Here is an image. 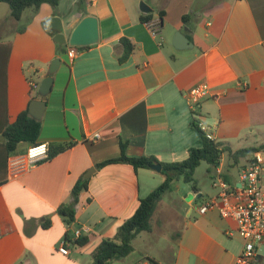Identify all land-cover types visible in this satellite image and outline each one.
Here are the masks:
<instances>
[{"label": "crops", "instance_id": "obj_1", "mask_svg": "<svg viewBox=\"0 0 264 264\" xmlns=\"http://www.w3.org/2000/svg\"><path fill=\"white\" fill-rule=\"evenodd\" d=\"M72 3L67 12L48 4L36 13L27 9L19 21L0 3V137L37 93L35 99L46 102L37 144H47L48 154L64 148L37 165L12 167L11 158H23L30 145L20 143L10 154L0 140V264L92 262L101 242L113 239L152 191L147 175L127 163L96 169L120 156V140L128 157L167 163L199 144L193 121L232 152L264 135V0H85L84 12L78 0ZM141 3L150 12H142ZM146 15L150 21L141 23ZM185 15L190 19L184 25ZM55 16L66 39L80 19L95 17L99 42L75 55L63 45L57 54L54 33L43 27ZM176 32L192 47L176 49ZM121 38L134 46L123 63ZM54 58L60 64L45 100L38 88ZM198 84H206L208 94L192 108L186 94ZM94 134L99 139L91 141ZM91 169L68 223L57 210L71 206L73 187ZM193 198L170 221L168 212L155 211L151 231L135 236L133 252L110 264H149L148 258L159 264H235L242 240L234 224L215 211L198 215ZM164 225L169 233L159 239ZM77 230L87 238L82 246L73 244ZM66 240L64 255L59 248ZM262 253L255 264H264Z\"/></svg>", "mask_w": 264, "mask_h": 264}, {"label": "trees", "instance_id": "obj_2", "mask_svg": "<svg viewBox=\"0 0 264 264\" xmlns=\"http://www.w3.org/2000/svg\"><path fill=\"white\" fill-rule=\"evenodd\" d=\"M60 1L61 0H0V3L7 4L10 10V16L14 20L19 21L23 12L27 9H31L33 13H36L42 4H48L52 8H56ZM77 9L84 12L85 0H78ZM159 18L160 22L158 26H161L163 12L159 13ZM150 19L151 15L141 16L139 18L141 23H146L150 21ZM189 19V15L183 16L182 23L184 25L187 24ZM23 31L24 28L19 30V32ZM48 33L53 35L50 31H48ZM119 44L124 48V53L119 58V62L123 63L131 55L134 46L127 38H121ZM64 48L63 45L56 44L57 54L63 53ZM36 95L33 96L31 100L35 99ZM44 99L46 100V97H44ZM28 106L16 117L14 122L6 126L2 133L7 151L10 154H14L20 143H26L28 145L37 144L41 121H37L29 115ZM191 126L198 134L200 145L197 148H190L187 152L186 158L182 161L162 163L158 162V160L152 156L128 157L125 154L126 142L120 140V156L96 164V169H100L111 164L127 163L132 166L134 171H137L141 169H150L153 164L158 163L162 166L160 174L164 176V179L158 187L145 197L139 199V205L136 211L133 212L134 214L118 228L114 238L105 239L101 242L93 254L92 262L90 264H110L111 262L129 256L133 252L132 241L135 239V236L141 232L151 231L152 217L163 195L170 190L172 182L179 179H182L185 183L193 182L194 172L197 166L202 162L215 167L219 164L221 155L227 153L233 159L234 164H239V161L242 159L246 161V163H249L253 160V158L249 159V156L254 157L255 153L264 151V143H262L258 146H252L232 152L224 144L208 139L199 129V126H197L195 121L191 123ZM63 149L64 148L59 147L56 152L49 153L47 159L51 158L55 153L61 152ZM223 176L226 181L229 180L227 174L224 173ZM87 185L88 180H80L72 189L73 201L71 206H63L57 210L68 223L74 220V211L72 208L75 203H77L79 194L87 190ZM66 242L67 240L65 243ZM86 242V237H79L75 238L73 244L76 246H82ZM147 261L149 264H159L151 258H148Z\"/></svg>", "mask_w": 264, "mask_h": 264}, {"label": "built area", "instance_id": "obj_3", "mask_svg": "<svg viewBox=\"0 0 264 264\" xmlns=\"http://www.w3.org/2000/svg\"><path fill=\"white\" fill-rule=\"evenodd\" d=\"M152 38L158 37L156 27L149 26ZM160 44V42H159ZM72 55L77 53V48L70 47ZM208 94L206 84H198L187 92V102L192 108L200 103V100ZM205 136L213 140L206 133L207 128L202 123H196ZM99 139L98 134L91 137V141ZM46 146L45 152L35 151ZM49 148L47 144L30 145L23 158L12 157L9 161L11 166L28 165L33 166L44 161L48 157ZM229 180L224 179V172L216 169V175L212 187L217 193L206 199L200 206L195 207L198 215H205L215 211L222 219L234 224L233 233L242 240V249L235 264H255L258 259V247L264 243V151L254 154L253 160L235 175L225 173ZM228 235H232L228 232ZM76 238L80 237V231L74 233ZM59 252L67 255L66 243L59 248Z\"/></svg>", "mask_w": 264, "mask_h": 264}, {"label": "rangeland", "instance_id": "obj_4", "mask_svg": "<svg viewBox=\"0 0 264 264\" xmlns=\"http://www.w3.org/2000/svg\"><path fill=\"white\" fill-rule=\"evenodd\" d=\"M72 4H73L72 0H61L58 4L59 10L62 12H67L70 8L73 7ZM262 143H264V135L258 137L257 141H255L254 143H250V145L258 146ZM199 145L200 144L196 145L194 148L199 147ZM186 156L181 160H184ZM252 158L253 156H249V159ZM246 164H247L246 161H244L243 159L239 161V164H234L233 159L227 153L221 155L220 162L215 167H212L206 164L205 162H202L199 166H197L194 172L193 182L185 183L182 179L175 180L172 182L170 190L163 195L160 203L157 206V210H156L157 214L164 212L167 216V212H168L169 221L172 217V213L175 214L179 213L183 215L182 213H184L185 209L187 208V202L191 200L192 196H194V198L191 201V204L194 207L200 206L206 199L210 198L211 196L217 193V191L212 187V182L216 175L217 168L222 170V172L224 173L235 175L238 171L244 168ZM140 173H142L143 175H147L146 176V184H148L147 188L151 187L152 190L158 187L163 182L164 179V176L162 174L152 169H141ZM196 190L204 193V196L202 198L196 199L194 193V191ZM172 221L175 222L174 219H172ZM176 224L178 223H174V225ZM154 225H156L155 220H154ZM176 228L177 230L180 229L178 227ZM161 231L162 233L159 239L169 233V229L166 225L163 226ZM158 241L160 240H157L156 242Z\"/></svg>", "mask_w": 264, "mask_h": 264}, {"label": "water", "instance_id": "obj_5", "mask_svg": "<svg viewBox=\"0 0 264 264\" xmlns=\"http://www.w3.org/2000/svg\"><path fill=\"white\" fill-rule=\"evenodd\" d=\"M140 10L144 13L150 12V8H148L144 3L140 4ZM43 27L45 30L54 33L53 41L58 45H67L68 47H89L95 45L99 42V30H98V21L93 16H85L80 19L79 23L73 28L68 39H66L64 33L62 32L63 25L61 19L59 17H50L45 19L43 22ZM172 44L176 49L182 50L186 48L192 47V44L189 43L188 39L181 33L176 32L174 34ZM60 60L59 58H54L49 65L48 75L42 79L38 88V95L41 98H44L48 95L51 90V86L53 83L52 75L58 69ZM46 107V102L43 99H33L30 101L28 106L29 115L40 121L43 115V112ZM1 141H4V137H0ZM150 169L161 172L162 166L158 163L153 164ZM88 172L84 179H88L90 174L94 172V169ZM198 199V197H197ZM264 251V245H262L261 249L258 251V257L261 256Z\"/></svg>", "mask_w": 264, "mask_h": 264}, {"label": "clouds", "instance_id": "obj_6", "mask_svg": "<svg viewBox=\"0 0 264 264\" xmlns=\"http://www.w3.org/2000/svg\"><path fill=\"white\" fill-rule=\"evenodd\" d=\"M45 150H46V146H42L39 149H36L35 151L43 153V152H45Z\"/></svg>", "mask_w": 264, "mask_h": 264}]
</instances>
